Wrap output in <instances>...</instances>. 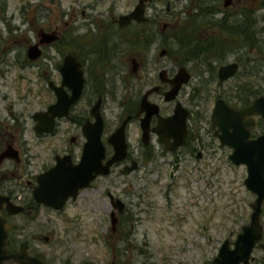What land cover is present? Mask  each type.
<instances>
[{
	"label": "flooded vegetation",
	"instance_id": "1",
	"mask_svg": "<svg viewBox=\"0 0 264 264\" xmlns=\"http://www.w3.org/2000/svg\"><path fill=\"white\" fill-rule=\"evenodd\" d=\"M141 2L142 14L127 17ZM176 2L0 0V86L16 88V79L8 78L14 69L33 74V78L20 75L18 80L27 84H23L26 94L20 99L0 89V197L6 198L0 217L9 254L22 245L29 256L46 264L32 252L23 238L24 226H17L15 218L29 220L50 211L66 222L79 221L81 215H90L95 209L94 200L87 196L89 190L106 197L109 230L121 239L124 227L137 220V210H178L170 193L179 181L184 180L189 192L187 178L197 182L195 185L203 180L201 166L211 148L209 139L218 150L231 152V147L220 142L218 125L212 127L216 101L240 108L264 91L256 95L255 86H238L239 61L227 60L226 52L224 56L212 54L210 46L224 34L234 33L238 23L234 28L226 24L230 15L217 16L221 21L200 24L203 38L193 40V22L185 14L180 18ZM231 26L233 31H221ZM229 63L237 64L235 73L219 78V68ZM252 119L250 139L264 128L260 116ZM98 120L101 163L107 172L97 174L74 194L69 186L57 190L53 182L80 164L86 133L93 132L90 126ZM120 127L124 151L120 159L112 160L121 153L115 152L120 145L111 137ZM93 154L96 160L98 152ZM55 167L58 174H48ZM129 179L143 183L141 192L131 190ZM150 187L163 200H154ZM63 192L66 198L59 208L41 199L43 194L61 197ZM78 198L84 205L88 200L90 212L72 210V218L61 214ZM195 198L197 202L201 199L199 194ZM193 200L191 197L192 206L202 209ZM7 203L19 211L9 214ZM260 218L262 236L247 264H264ZM225 240L232 248L235 239L232 245ZM116 256L113 253V259Z\"/></svg>",
	"mask_w": 264,
	"mask_h": 264
},
{
	"label": "rangeland",
	"instance_id": "2",
	"mask_svg": "<svg viewBox=\"0 0 264 264\" xmlns=\"http://www.w3.org/2000/svg\"><path fill=\"white\" fill-rule=\"evenodd\" d=\"M223 1L177 0V12L180 18L185 14L193 22L192 37L198 41L203 38V32L198 31L200 24L216 19L220 22L217 16L230 15L227 24L238 23L237 30L217 38L210 46L212 54L217 57L226 52L227 60H238L237 85L249 83L255 86L256 95L261 94L264 91V0H229L227 6ZM252 20L253 28L244 34L245 29H240V25L247 28ZM20 75L33 78L30 70L14 69L8 78L16 79V88L0 86L1 92L15 94L19 99L25 95L23 84H27L18 80ZM116 105L115 102L111 105L115 115ZM212 142L209 139L211 148L201 166L203 180L195 185L197 182L187 178L189 192L182 183L184 180L173 187L170 196L178 210H137V220L132 221V226L124 227L121 239H116L109 230L106 197L98 190L92 194L91 190L87 191L95 209L90 215H81L79 221L66 222L48 211L29 220L17 216L14 222L24 226L23 238H27L32 252L38 253L46 264H216L214 257L223 240L227 238L232 245L240 227L249 220V203L254 195L244 185L245 165H234L226 155L230 151H220ZM129 180L131 190L141 192L143 183ZM149 192L154 193V200H163L156 188L150 187ZM197 194L201 197L199 202L195 198ZM191 197L202 209L192 206ZM72 210L90 212L88 200L86 205L79 198L70 202L61 214L72 218ZM260 221L264 224V212ZM43 236H48V241ZM30 238H34L33 242ZM113 253L117 254L115 259ZM5 264L16 263L7 260Z\"/></svg>",
	"mask_w": 264,
	"mask_h": 264
},
{
	"label": "water",
	"instance_id": "3",
	"mask_svg": "<svg viewBox=\"0 0 264 264\" xmlns=\"http://www.w3.org/2000/svg\"><path fill=\"white\" fill-rule=\"evenodd\" d=\"M229 0H224V6H227ZM142 2L135 7V11L127 17L142 14ZM126 17V18H127ZM237 68L236 63L222 65L219 68V78H227L235 73ZM73 100V98H71ZM57 104V103H56ZM53 108V107H51ZM179 110V107L176 108ZM38 113H35L37 116ZM253 115L260 116L264 121V94L255 97L248 105L234 108L226 105L221 100H217L212 112V127L218 125L221 130L219 134L220 142L231 147V152L228 156L234 165L244 164L246 168V177L244 179L245 187L255 195L254 200L250 203L251 213L249 222L241 227L237 233L233 247H228V241L221 243L218 253L214 258L216 264H247L250 252L257 240L262 236V226L259 222L262 203L264 201V128L263 131L255 138L250 139V128L254 122ZM93 132H85L87 141L84 146V153L80 164L73 166L69 173L59 174L60 179L55 180L52 184L57 190H66L72 188L74 194L77 188L87 186L97 174L107 172L106 165L103 166L101 158L103 154V146L100 141L101 123L97 121L96 125L90 126ZM95 128V129H94ZM123 130L120 127L112 134V141L120 145V156H114L112 160H118L123 155ZM97 151L96 160L93 152ZM57 168L51 169L48 174H58ZM53 193V192H51ZM58 193V192H57ZM53 193V194H57ZM53 194H43L41 199L46 204L59 208L66 194L63 192L61 197ZM5 197H0V207ZM9 214L17 213L12 204L7 203ZM6 231L4 229V219L0 217V264H5L9 259H12L17 264H44L43 261L36 257L29 256L23 249L20 248L12 254H9L6 246Z\"/></svg>",
	"mask_w": 264,
	"mask_h": 264
},
{
	"label": "trees",
	"instance_id": "4",
	"mask_svg": "<svg viewBox=\"0 0 264 264\" xmlns=\"http://www.w3.org/2000/svg\"><path fill=\"white\" fill-rule=\"evenodd\" d=\"M243 24H244V22H242ZM227 24V23H226ZM255 24V21L254 20H252V21H250V22H248L247 23V25H249L247 28H245L242 24L240 25V29H245L244 30V34H245V31L247 30V29H250V28H253V25ZM234 28H235V26H236V24L235 25H232ZM230 27L229 29L228 28H225V27H223V28H221V31H225V32H227L228 30H234V28L233 27ZM249 32V31H248ZM230 34H234V33H230ZM244 37H245V35H244Z\"/></svg>",
	"mask_w": 264,
	"mask_h": 264
}]
</instances>
